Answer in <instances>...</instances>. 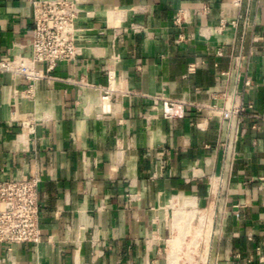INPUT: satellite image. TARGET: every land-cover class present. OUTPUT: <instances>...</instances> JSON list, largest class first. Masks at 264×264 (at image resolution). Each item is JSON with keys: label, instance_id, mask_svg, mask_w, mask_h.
Returning <instances> with one entry per match:
<instances>
[{"label": "crops", "instance_id": "1", "mask_svg": "<svg viewBox=\"0 0 264 264\" xmlns=\"http://www.w3.org/2000/svg\"><path fill=\"white\" fill-rule=\"evenodd\" d=\"M33 1L0 0V60L31 56ZM77 1L76 62L34 100L0 74V181L41 178L44 236L0 244V264H168L183 225L173 206L206 208L213 191L233 213L216 224L210 264H259L264 119L221 108L264 114V0ZM162 99L183 102L184 117L167 119Z\"/></svg>", "mask_w": 264, "mask_h": 264}, {"label": "built area", "instance_id": "2", "mask_svg": "<svg viewBox=\"0 0 264 264\" xmlns=\"http://www.w3.org/2000/svg\"><path fill=\"white\" fill-rule=\"evenodd\" d=\"M233 6L239 7L244 0H226ZM33 7V28L30 57H16L12 60H0V74H10L13 78H22L25 83L23 97L34 100L36 84L51 75L60 66L71 65L82 55V49L77 42L79 32L78 22L82 10L77 0H36ZM175 23L180 25L182 17L177 15ZM138 31L140 27L133 26ZM43 65V69H39ZM189 73L195 72L191 65ZM111 79V77H110ZM104 99L109 97L105 90ZM184 103L177 100L162 99L163 114L167 119L183 118ZM223 119L248 115L253 120L264 119V114L255 112L251 103L237 102L230 107L221 108ZM39 176L12 178L0 181V244L6 246L33 245L38 246L43 241L40 225L41 204ZM212 200L206 208L177 209L176 218L180 219L179 226L174 222L172 231L180 232V241L170 244L168 264H186L184 256L191 249L196 252L195 264H210L216 224L233 213L224 202H221L219 192H212ZM169 250V249H168ZM259 264H264L262 248H256ZM240 259L241 255L236 254ZM252 263L251 259H248Z\"/></svg>", "mask_w": 264, "mask_h": 264}, {"label": "rangeland", "instance_id": "3", "mask_svg": "<svg viewBox=\"0 0 264 264\" xmlns=\"http://www.w3.org/2000/svg\"><path fill=\"white\" fill-rule=\"evenodd\" d=\"M184 260L186 261V264H195L197 260L195 250L194 249L189 250L187 254L184 256Z\"/></svg>", "mask_w": 264, "mask_h": 264}]
</instances>
